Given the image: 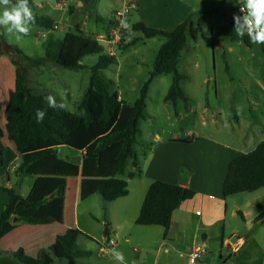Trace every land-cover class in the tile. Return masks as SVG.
Returning a JSON list of instances; mask_svg holds the SVG:
<instances>
[{
	"label": "rangeland",
	"instance_id": "1",
	"mask_svg": "<svg viewBox=\"0 0 264 264\" xmlns=\"http://www.w3.org/2000/svg\"><path fill=\"white\" fill-rule=\"evenodd\" d=\"M185 1L191 5H197L199 11L191 22L192 31L188 35L187 51L189 50L190 53L185 50L178 64V73L186 77L181 83V88L189 101L186 103L179 100L177 104L166 105L165 98L173 85L174 76L161 75L154 79L149 88L148 108L145 112L147 120H154V124L143 123L144 134L139 137L141 147L137 146L139 152L143 149L145 141L152 143L150 124L156 131H162L163 138H169V136L186 130L195 129L200 133H209L214 127L225 129L232 125L236 127L239 124H250L255 119L263 120L261 118L264 115V45L249 48L243 42L232 41L224 34L230 17L238 12V0ZM29 2L36 17L46 16L53 20V27L56 30L54 38L61 40L68 33L86 37L96 35L95 38L101 36L100 33H104V30L102 31L100 25H97L96 17H103L107 20L111 16L112 20L117 11L124 10L122 2L125 1L92 0L90 4L82 8H77L74 3L67 9L58 7L59 0H29ZM115 9L117 10L114 11ZM135 10L136 8H133L125 14L131 27L125 30L124 42L119 49L112 47L113 51H124L127 43L137 39L133 26L140 20L137 14H132ZM48 35L49 32L46 29L32 26L30 34L17 41L15 35H8L3 28H0V129L6 130V110L16 81L14 62L26 72L27 87L34 94H51L58 102H64L69 112L79 113V105L90 85L91 68L97 64L99 56L92 55L85 58L81 61L83 68L77 71H69L51 62H44L38 66L27 60V57L32 60L45 57L43 43ZM163 41L164 38H155L146 41V44L137 43L134 48L119 55V66L115 63L103 72L106 78L114 82L113 89L119 92L128 104L134 105L139 98L142 86L153 72L152 65ZM17 50H21L24 56ZM121 75L122 79H120ZM127 75L128 77H125ZM203 122L207 125L206 128H201ZM6 140L4 138L3 142L6 143ZM128 165L130 168L131 163L129 162ZM14 170L15 172L4 175L5 180L12 179L10 188L5 187V190L16 188L19 179L18 168ZM32 179L25 178L24 184L21 185L20 192L23 198H27L29 194ZM71 184L73 183L66 185L63 200L58 204L60 209L63 206L66 209V225L75 229L76 221L79 222L77 228H80L87 236L78 237V250L89 252L91 257L63 259L56 261L55 264H118L109 252L113 247L105 249L108 239L105 236L106 229L111 231L109 237L118 242L116 249L124 253L125 264H133L131 259L136 258L132 254L134 250L131 248L133 247H127L121 239L113 236L118 232L117 228L123 220V204L121 202L106 203L100 195L88 200L82 199L77 204L74 196L75 187L72 188ZM131 188L133 191V184ZM131 198L133 199V196ZM60 212H58L59 215ZM50 213L52 212L47 208L39 212L42 217H47ZM128 225L124 228L122 235L126 234L132 225H134L133 228L137 227L130 220ZM150 228L148 229L150 230L149 235L136 234L138 240L144 241L147 247H150L149 250L145 248L143 250L142 256L145 259L143 264H166L167 261H164L165 263L162 261L164 257L162 253H159V263L158 261L155 263L160 239L156 230L160 232L161 227ZM26 229L28 227L23 230V235L16 238L10 245L11 247L22 246L26 249L28 257L35 258L41 245L30 244L34 238L28 236ZM219 250H221V244H215L211 246L209 252L216 255V251ZM181 253H177V256L175 254L176 258L172 255L170 260L184 259L180 258ZM3 261L1 260V263Z\"/></svg>",
	"mask_w": 264,
	"mask_h": 264
},
{
	"label": "trees",
	"instance_id": "2",
	"mask_svg": "<svg viewBox=\"0 0 264 264\" xmlns=\"http://www.w3.org/2000/svg\"><path fill=\"white\" fill-rule=\"evenodd\" d=\"M81 2L89 4L92 0ZM232 17L228 27L224 29V34L232 41H241L233 31ZM53 24V20L46 16L36 17L33 26L42 27L49 32L43 43L45 57L35 60L27 57V60L38 66L51 62L69 71L82 69L81 61L89 56L98 55L99 61L91 68L90 85L79 105L78 114L49 108L45 100L47 95L34 94L27 87L26 72L14 62L16 81L6 110V130L0 129V178L6 174L10 164L19 155L21 166L17 170L18 178L38 179L27 199L16 195V188L4 189L9 196V202L0 217V239L9 231L10 221L15 217L30 225L53 224L51 218L21 215L26 211L38 210L49 200L60 196L65 178H77L81 175L83 178L104 179L105 183L98 188V194L107 203L127 197L128 183L118 177L125 175L128 160L136 157L137 134L140 133L141 121L145 119L147 96L154 79L161 75L174 76L173 85L165 98L166 103L189 101L181 88L185 76L178 73L181 53L188 39V20L172 33L149 28L142 22L133 26L135 32L142 33V39L164 38L152 65L153 72L142 86L134 105L121 101L117 91L113 89L114 82L103 75L104 71L117 63V57L109 55L94 36L79 37L68 33L63 39L56 40ZM112 25L111 20L103 34H109ZM138 41L139 39H136L127 43L125 50ZM243 43L249 48L255 45L250 43L247 35L243 37ZM17 51L24 56L21 50ZM38 109L46 112L42 122H37L36 119ZM4 138L10 146L3 142ZM63 147L84 153L82 165H76L67 159L62 151ZM135 176L134 173L128 174L129 179ZM262 188L264 143L257 146L253 152L230 162L223 183V194L227 198ZM194 196L195 192L184 186L169 185L162 181L153 182L136 220L137 226H161L167 239L173 225V214ZM82 235L84 234L78 230H69L66 235L60 236L52 247L40 252L37 258L26 256L22 250L8 252L6 255L14 257L21 264H54L56 260L90 258L89 252L78 250L77 239Z\"/></svg>",
	"mask_w": 264,
	"mask_h": 264
},
{
	"label": "crops",
	"instance_id": "3",
	"mask_svg": "<svg viewBox=\"0 0 264 264\" xmlns=\"http://www.w3.org/2000/svg\"><path fill=\"white\" fill-rule=\"evenodd\" d=\"M136 1V10L132 14H137L140 21L135 23L142 22V24L149 28L166 31V33L174 32L178 26L188 20L189 35L192 31L191 22L199 13L197 5H191L185 0ZM76 5L77 8H82L88 4L79 2ZM122 6L124 7V2H122ZM96 19L97 25H100L103 31L111 21V16L107 20L99 16ZM135 33L137 39H139L137 43L142 42L146 44V41H149L142 39L143 35L140 32ZM71 34L86 37L85 35L76 33ZM137 43L124 51L117 50V52H114V56L117 57V64L119 55L122 52H127L134 48ZM187 49L188 46L186 44L181 53L180 62L183 53ZM122 77L121 75L120 79ZM125 77H128V75ZM117 93L120 100L125 101L121 94L119 92ZM165 104L167 105L169 103L165 102ZM261 119L263 120L255 119L250 124H239L236 127L232 125V127H225V129L214 127L209 133H200L195 129L186 130L182 133L169 136V138H163L161 135L162 131H156L153 129L152 124H150L149 128L152 133L149 132L151 133L152 143L150 144L145 141L143 149L139 152L137 146L141 147L139 137L144 134L142 130L143 123L154 124V120H147L145 115V119L140 123V133L137 134V144L135 145L136 157L128 160L125 167V175L118 177L119 179L127 181L129 195L116 202L113 201L114 204L121 202L124 206L123 220L117 228L118 232L113 234V236L121 239L127 247H133L131 248L134 250L132 254L136 257L135 259H131L133 260V264H143L145 262L144 256H142L143 250L144 248L147 250L150 248L147 247L144 241L138 240L136 234L149 235L150 230L148 229L151 228H139L137 226L138 228L134 227V229V225H132L126 234L122 235V232L128 225L129 220L136 224L148 190L152 183L156 181H162V183L169 185L184 186L194 191L195 196L193 199L184 202L173 214V224L176 226L175 237L173 239H169L168 235L167 239L164 237L165 231L163 228H161L160 232L156 230L160 239L158 249L156 250L157 256L155 263L157 261L159 263V253H162L164 256L162 261H167L166 264H264V188L251 193L232 195L227 198L223 194V183L225 182L230 162L253 152L257 146L264 143V115H262ZM206 127L207 125L203 122L201 128ZM6 145L10 146V143L6 142ZM62 151L64 156L71 162L79 166L82 165L84 153H77L68 149V147H63ZM129 162L131 163L130 168L128 165ZM20 166L21 159L18 155L8 167L6 174L15 172L14 169L20 168ZM129 173L136 174L135 178L129 179ZM4 178L5 176L0 178V217L6 203L9 202V196L4 189L10 188L12 183L11 178H7L6 180ZM37 179H32L27 198L31 195L32 188ZM24 180L25 178L22 179L21 185L24 184ZM63 183V190L60 196L49 200L38 210L26 211L21 215L22 217L51 218L54 221L53 224L48 226L30 225L19 221L17 217L12 218L9 231L0 239V251L2 252L0 263L1 260H4L3 262L11 264H21L17 259L6 255V253L22 250L25 255L27 254L26 249L22 248V246H18V248L17 246L11 247L10 245L16 238L23 235L22 232L27 227L26 232L27 234L29 233L28 236H33L34 238L30 244L41 245L35 258L43 250H48L52 247L60 236L66 235L69 230H72L70 226L66 225V209H64V206L60 209L58 204L63 200L64 189L67 184L73 183L71 186L72 188L75 187L74 196L78 204L82 199L88 200L96 195L98 196V188L105 183V180L83 178L80 175L77 178H65ZM131 184H133V191ZM132 196L133 199L131 198ZM44 208L52 212L47 217H42L39 214L40 210ZM58 212L61 214L59 215ZM76 223L75 230L82 232L80 228H77L79 227V222L76 221ZM245 229H248L245 235L241 239H238L236 243H232L238 233ZM107 230L108 239L106 240V244L108 245L110 241H113L115 243L113 248H118V242L109 237L111 236V231L109 229ZM82 233L86 235L84 232ZM215 244H221V250L216 251V255L213 252H209L211 246ZM203 246L206 247V253L201 254L196 262H190L188 254L196 248ZM177 253H181L179 254L180 258H184L185 260L171 261L170 257L175 254L177 256Z\"/></svg>",
	"mask_w": 264,
	"mask_h": 264
},
{
	"label": "clouds",
	"instance_id": "4",
	"mask_svg": "<svg viewBox=\"0 0 264 264\" xmlns=\"http://www.w3.org/2000/svg\"><path fill=\"white\" fill-rule=\"evenodd\" d=\"M239 13L233 14V31L243 42L247 35L250 43L264 45V0H244L243 7ZM36 16L29 0H0V28H3L8 35H15L17 41L30 34L35 24ZM121 26L130 29L131 25L127 19L121 20ZM47 105L52 109L67 110L64 102H58L53 95L45 97ZM46 116L44 110H37V122H42ZM110 254L118 262L125 264V255L121 250L112 248Z\"/></svg>",
	"mask_w": 264,
	"mask_h": 264
},
{
	"label": "built area",
	"instance_id": "5",
	"mask_svg": "<svg viewBox=\"0 0 264 264\" xmlns=\"http://www.w3.org/2000/svg\"><path fill=\"white\" fill-rule=\"evenodd\" d=\"M124 2V10L123 11H117L114 15L112 21L113 25L111 27V31L109 34H102L99 37H96L95 40L105 49V51L111 55L114 56L113 48H119L120 45L124 42L125 38V28L121 26V20L125 19V14H127L128 10H131L133 8H136L137 1L136 0H123ZM81 2V0H59L58 7L61 9H67L70 5L76 3L78 4ZM244 0H238L239 8L243 7ZM237 14L239 13V9ZM242 15V14H241ZM115 243L113 241H110L107 245L106 249L110 247H114ZM206 253V247H200L196 248L194 251H192L190 254H188V258L190 262L194 263L198 260L201 254Z\"/></svg>",
	"mask_w": 264,
	"mask_h": 264
},
{
	"label": "water",
	"instance_id": "6",
	"mask_svg": "<svg viewBox=\"0 0 264 264\" xmlns=\"http://www.w3.org/2000/svg\"><path fill=\"white\" fill-rule=\"evenodd\" d=\"M21 182H22V179L19 178L18 182H17V186H16V195H19V196L21 195V192H20L21 191ZM175 230H176V226H175V224H173L171 227V230H169V232H168V238L169 239H173L175 237ZM246 231H248V229H245L244 231H241L240 233H238L237 237L233 239L232 243H236L238 241V239H241L245 235ZM105 236H108V230L107 229L105 231Z\"/></svg>",
	"mask_w": 264,
	"mask_h": 264
}]
</instances>
